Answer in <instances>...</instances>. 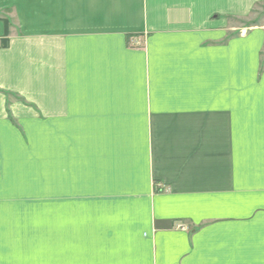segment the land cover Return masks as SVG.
<instances>
[{"label":"crops","instance_id":"crops-1","mask_svg":"<svg viewBox=\"0 0 264 264\" xmlns=\"http://www.w3.org/2000/svg\"><path fill=\"white\" fill-rule=\"evenodd\" d=\"M256 1L0 0V264H264Z\"/></svg>","mask_w":264,"mask_h":264},{"label":"rangeland","instance_id":"rangeland-1","mask_svg":"<svg viewBox=\"0 0 264 264\" xmlns=\"http://www.w3.org/2000/svg\"><path fill=\"white\" fill-rule=\"evenodd\" d=\"M9 12H5L4 17H9ZM3 15V14H2ZM229 22V27L226 28L224 40L216 43H224L239 37H250L251 35L261 33L264 39V0L252 2L246 13L238 15H230L226 17ZM8 24V21H6ZM259 73L264 69V47L260 54ZM42 209L45 211L42 212ZM40 216H44L42 222H38V229L45 231V234L40 235L41 244H48L46 231V207H41Z\"/></svg>","mask_w":264,"mask_h":264}]
</instances>
